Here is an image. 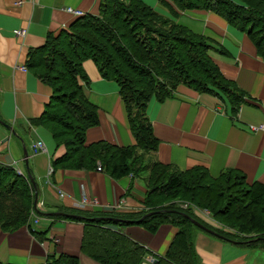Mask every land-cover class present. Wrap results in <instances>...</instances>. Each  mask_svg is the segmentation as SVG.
Here are the masks:
<instances>
[{"label": "crops", "instance_id": "crops-1", "mask_svg": "<svg viewBox=\"0 0 264 264\" xmlns=\"http://www.w3.org/2000/svg\"><path fill=\"white\" fill-rule=\"evenodd\" d=\"M140 1L166 16L175 12L178 24L208 39L213 46L210 59L243 94L236 112L215 90L198 92L179 85L163 102L152 98L146 114L158 146L145 162L180 171L201 167L213 178L235 170L247 184L264 185V61L251 40L212 13L180 12L167 0L163 5ZM99 5L100 0H0V165L34 182V209L40 212L13 232L0 229V264H49L60 255L77 258L78 264H99L81 253L88 221L144 210L147 189L142 176L147 172L113 179L97 171L100 164L88 171L55 167L65 148L56 147L50 131L37 123L52 88L30 69V53L42 48L49 37L69 31L79 17L67 9L83 16L98 15ZM82 69L88 78L84 95L98 116V124L86 131L85 144L133 146L118 85L102 78L91 60L84 61ZM251 126L263 128L252 131ZM38 142L43 150L34 151ZM197 216L207 230L221 229L203 211ZM108 226L148 251L141 264H154V256H164L178 231L172 225H161L155 234L135 224ZM30 228L45 234L32 235ZM194 232L199 264H264V250L232 243L200 228Z\"/></svg>", "mask_w": 264, "mask_h": 264}, {"label": "trees", "instance_id": "trees-1", "mask_svg": "<svg viewBox=\"0 0 264 264\" xmlns=\"http://www.w3.org/2000/svg\"><path fill=\"white\" fill-rule=\"evenodd\" d=\"M167 1L180 12L201 10L220 17L245 33L264 61V0ZM173 14V18L161 14L140 0H100L98 15L79 17L68 32L49 37L42 48L30 53V69L52 88L37 123L50 131L56 147L65 148L54 166L88 171L100 164L113 179L147 172L144 210L131 215L105 214L85 225L81 253L99 264L142 263L148 251L107 228L130 224L151 234L161 225L178 229L165 255L153 257L154 264H199L194 250L198 227L188 217L209 228L197 216L202 211L221 228H211L218 235L264 250L263 184L249 185L235 170L213 178L201 167L180 171L145 162L158 146L146 114L152 98L163 102L184 85L198 92H220L233 112L243 102L242 92L222 77L210 59L211 42L178 24ZM86 60L94 62L102 78L118 85L133 146L85 144L86 131L98 124L97 109L84 95L88 78L82 63ZM33 200L30 180L0 165V229L13 232L28 225L32 215L40 214ZM30 232L45 234L31 228ZM49 264H78V259L60 255Z\"/></svg>", "mask_w": 264, "mask_h": 264}, {"label": "built area", "instance_id": "built-area-1", "mask_svg": "<svg viewBox=\"0 0 264 264\" xmlns=\"http://www.w3.org/2000/svg\"><path fill=\"white\" fill-rule=\"evenodd\" d=\"M67 11H68V12H71L75 17H81V16H83V13L80 12V11H73V10H71V9H67ZM16 35H20V33L17 32ZM262 128H263V126H259V127L251 126V127H250V129H251L252 131H256V130H258V129H262ZM42 147H43L42 143H41V142H38V143L34 146V151H37V150H43ZM97 171H102V169H101L100 166L97 167ZM182 206H183V207H186L187 205H182ZM192 209H193V207H192ZM203 212L208 213V212H206V211H203Z\"/></svg>", "mask_w": 264, "mask_h": 264}, {"label": "water", "instance_id": "water-1", "mask_svg": "<svg viewBox=\"0 0 264 264\" xmlns=\"http://www.w3.org/2000/svg\"><path fill=\"white\" fill-rule=\"evenodd\" d=\"M33 185H34V182H31ZM34 190H35V188H34ZM36 201H37V194H36V192H35V197H34V201H33V206H34V208L35 209H37V207H36ZM145 217V216H144ZM143 217V218H144ZM188 217V216H187ZM142 218V219H143ZM189 219H190V221L193 223V225H195L196 227H198V228H200V229H202V230H204V231H206V232H209V233H212L213 235H216V236H218V237H221V238H223V239H226V238H224L223 236H220V235H218V234H216V233H214V232H211V231H209V230H207L206 228H204L200 223H198L197 221H195L194 219H191L190 217H188ZM226 240H228V239H226ZM228 241H230V240H228Z\"/></svg>", "mask_w": 264, "mask_h": 264}, {"label": "rangeland", "instance_id": "rangeland-1", "mask_svg": "<svg viewBox=\"0 0 264 264\" xmlns=\"http://www.w3.org/2000/svg\"><path fill=\"white\" fill-rule=\"evenodd\" d=\"M156 1H158V2H160L162 5H163V0H156ZM159 7H161V5H159ZM147 173H144V175L142 176L143 178H146L147 176ZM182 205H187V204H182ZM187 207V206H186ZM204 214H206V216H209V218H211L212 219V217H211V215L209 214V213H205L204 212ZM150 262H151V260H150Z\"/></svg>", "mask_w": 264, "mask_h": 264}]
</instances>
